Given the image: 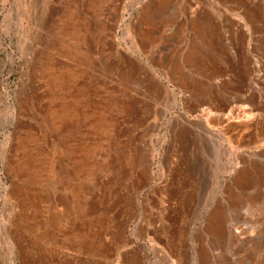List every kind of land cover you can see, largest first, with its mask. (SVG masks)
<instances>
[{
    "label": "rangeland",
    "instance_id": "obj_1",
    "mask_svg": "<svg viewBox=\"0 0 264 264\" xmlns=\"http://www.w3.org/2000/svg\"><path fill=\"white\" fill-rule=\"evenodd\" d=\"M0 264H264V0H0Z\"/></svg>",
    "mask_w": 264,
    "mask_h": 264
},
{
    "label": "bare ground",
    "instance_id": "obj_2",
    "mask_svg": "<svg viewBox=\"0 0 264 264\" xmlns=\"http://www.w3.org/2000/svg\"><path fill=\"white\" fill-rule=\"evenodd\" d=\"M57 1V0H56ZM86 6V5H85ZM150 8V6L149 7H147L145 10H147V9H149ZM147 12V11H146ZM53 15V14H52ZM148 15V14H147ZM48 22V21H47ZM48 26V25H47ZM47 35V34H46ZM41 51V50H40ZM9 56H10V58L12 59L13 57H12V53L10 52L9 53ZM58 67V66H57ZM183 78V77H182ZM43 111V110H42ZM10 160V159H9ZM53 211V210H52ZM67 211V210H66ZM70 212V211H69Z\"/></svg>",
    "mask_w": 264,
    "mask_h": 264
}]
</instances>
